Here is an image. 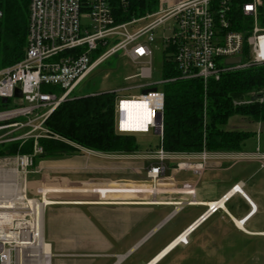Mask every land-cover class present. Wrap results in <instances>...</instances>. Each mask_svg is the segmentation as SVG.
<instances>
[{
  "label": "built area",
  "instance_id": "built-area-1",
  "mask_svg": "<svg viewBox=\"0 0 264 264\" xmlns=\"http://www.w3.org/2000/svg\"><path fill=\"white\" fill-rule=\"evenodd\" d=\"M27 48L24 58L11 66L0 65V145L33 140L31 155L14 158L17 168H9L12 158L0 164V176L18 181L19 170L24 187L11 200L0 201V264H52V251L46 241L45 216L51 202L47 190L38 197L27 193L28 168L44 154L41 139H60L46 126L50 116L66 101L113 93L115 130L120 135L150 134L160 138L158 164L147 173L155 186L166 171V160L173 153L163 149L165 93L158 87L141 85L143 93L124 97L116 90H99L76 95V91L102 64L122 54L137 66L126 80L152 79V44L157 36L165 45V56L172 60L180 79H199L207 87L228 72L252 66H264V0H186L172 8L160 9L142 18L117 23L110 0H31ZM5 13L0 9V20ZM88 20V22H87ZM240 57L237 64L229 59ZM176 79H164L163 86ZM21 97L16 96V91ZM147 91V93H144ZM2 99L8 103L3 104ZM142 102L147 111L146 128L132 131L125 103ZM253 102H248L251 104ZM254 103H264V96ZM18 135L13 137L12 134ZM207 151L201 159H209ZM264 167V159L259 160ZM180 166V165H179ZM196 171H200L199 169ZM240 185L216 202L174 242L187 245L197 226L220 210ZM231 194V196H229ZM247 198V197H246ZM250 202V201H249ZM189 204H193L190 202ZM255 213V206L251 203ZM250 214V215H251Z\"/></svg>",
  "mask_w": 264,
  "mask_h": 264
},
{
  "label": "crops",
  "instance_id": "crops-1",
  "mask_svg": "<svg viewBox=\"0 0 264 264\" xmlns=\"http://www.w3.org/2000/svg\"><path fill=\"white\" fill-rule=\"evenodd\" d=\"M184 1L170 0L162 9ZM263 138L257 134L249 151L208 152L206 162L201 153H173L155 186L147 173L158 164L159 146L132 153L78 147L61 158L38 156L26 190L33 196L47 190L52 202L44 230L52 264H264V197L244 177L229 174L241 161L264 159ZM236 185L247 198L233 195L226 210L197 226L187 245L174 246L208 203ZM251 202L257 208L252 217Z\"/></svg>",
  "mask_w": 264,
  "mask_h": 264
},
{
  "label": "trees",
  "instance_id": "trees-1",
  "mask_svg": "<svg viewBox=\"0 0 264 264\" xmlns=\"http://www.w3.org/2000/svg\"><path fill=\"white\" fill-rule=\"evenodd\" d=\"M31 0H0L5 13L0 20V65L20 62L26 52ZM117 23L142 18L160 9V0H110ZM168 53V52H166ZM164 139L162 147L171 153L242 152L256 132L226 130L230 119L247 117L264 127V103L236 105L235 100L264 88V66H252L225 73L207 87L199 79H180L175 64L167 55L163 62ZM113 93L70 99L47 120L46 126L60 139H41L44 154L38 158H58L76 154L78 147L106 153H132L139 150L135 136L115 130ZM34 141L0 145V157L31 155Z\"/></svg>",
  "mask_w": 264,
  "mask_h": 264
},
{
  "label": "rangeland",
  "instance_id": "rangeland-1",
  "mask_svg": "<svg viewBox=\"0 0 264 264\" xmlns=\"http://www.w3.org/2000/svg\"><path fill=\"white\" fill-rule=\"evenodd\" d=\"M174 1V0H171ZM165 3V4H164ZM170 3V0L163 1L161 8L167 7ZM88 22V20H87ZM153 50V71H152V79L151 80H143L140 78L126 80V77L133 75L137 72V66L131 63L126 57L122 54H118L109 60H107L104 64H102L85 82L81 84V86L76 91V95L88 94L93 91L99 90H116L118 95L124 97L138 96L143 93V89L139 88L141 85H150L154 87H158L163 90L164 86L161 84L163 80V62L165 57L166 48L163 43V40L160 36H157L156 42L151 46ZM262 96H264V88L259 89L258 91H252L248 94H245L238 99L235 100V104L240 105H249L248 102H256ZM251 103V104H253ZM263 104V103H262ZM6 108L0 107V111ZM226 130H240V131H249L256 132L257 134H264V127L262 123L255 122L251 118L235 116L232 117L227 126H225ZM17 133H13L12 136H17ZM135 136L141 150H147L148 148H157L160 144V138L153 131L150 134H132ZM33 141V140H29ZM27 141V142H29ZM264 141V138H263ZM259 142V140H258ZM257 142V143H258ZM13 143H20L23 145L22 141H17ZM9 143V144H13ZM256 145V139L252 138L245 143L243 148L244 151H249L250 147ZM261 151L264 150V147H260ZM20 154L16 155H5L0 157V161L2 162L5 158H12L13 164L9 165V168H17L14 158ZM0 162V164H1ZM264 162V161H263ZM35 165V164H34ZM33 167H29L28 170L32 171ZM22 169L19 170V179L18 181L14 178L12 179H4L0 176V201L11 200L17 197V193L21 191V187H24V182L21 175ZM231 177H244L249 183L256 189V191L264 197V167L261 166L260 163L256 161L247 160L241 161L236 164V166L229 172ZM6 187V188H5ZM11 196V197H10ZM29 197H38L33 196L32 194H28ZM237 201L233 200L228 207H235ZM255 206V205H254ZM234 215L238 216V213L235 210H232ZM257 212V208L255 206V213ZM254 213V214H255ZM253 214V215H254ZM252 215V216H253ZM251 216V217H252ZM251 217H247L243 219L246 223Z\"/></svg>",
  "mask_w": 264,
  "mask_h": 264
},
{
  "label": "bare ground",
  "instance_id": "bare-ground-1",
  "mask_svg": "<svg viewBox=\"0 0 264 264\" xmlns=\"http://www.w3.org/2000/svg\"><path fill=\"white\" fill-rule=\"evenodd\" d=\"M124 106L126 107L127 114H128V125H129V128L132 131H136V132H141L142 130H144L147 127L146 123H145L146 119H147V115H146L147 111H146L145 104L142 103V102H129V103H125ZM237 195H238V193H237ZM229 196H231V194ZM47 200L48 199H46V201ZM219 205L224 210H226V206L224 205V201L220 202ZM8 207H11V206L3 205L0 208H8Z\"/></svg>",
  "mask_w": 264,
  "mask_h": 264
},
{
  "label": "water",
  "instance_id": "water-1",
  "mask_svg": "<svg viewBox=\"0 0 264 264\" xmlns=\"http://www.w3.org/2000/svg\"><path fill=\"white\" fill-rule=\"evenodd\" d=\"M241 61H242V59L240 57L234 58V59H229L228 60V64H237V63H240ZM144 93H147V91H144ZM16 96L21 97V92L19 90L16 91ZM2 103L3 104H7L8 100L7 99H2Z\"/></svg>",
  "mask_w": 264,
  "mask_h": 264
},
{
  "label": "clouds",
  "instance_id": "clouds-1",
  "mask_svg": "<svg viewBox=\"0 0 264 264\" xmlns=\"http://www.w3.org/2000/svg\"><path fill=\"white\" fill-rule=\"evenodd\" d=\"M254 214V213H253ZM253 214H251L250 216H252Z\"/></svg>",
  "mask_w": 264,
  "mask_h": 264
}]
</instances>
